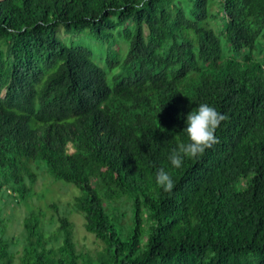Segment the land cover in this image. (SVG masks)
Returning a JSON list of instances; mask_svg holds the SVG:
<instances>
[{
  "label": "trees",
  "instance_id": "16d2710c",
  "mask_svg": "<svg viewBox=\"0 0 264 264\" xmlns=\"http://www.w3.org/2000/svg\"><path fill=\"white\" fill-rule=\"evenodd\" d=\"M185 1L0 0V217L46 170L105 245L83 264H264V0H220L218 31L212 0ZM201 103L226 117L218 143L172 168ZM32 216L17 264H80L67 217L45 237ZM5 228L0 264H16Z\"/></svg>",
  "mask_w": 264,
  "mask_h": 264
},
{
  "label": "rangeland",
  "instance_id": "374dc122",
  "mask_svg": "<svg viewBox=\"0 0 264 264\" xmlns=\"http://www.w3.org/2000/svg\"><path fill=\"white\" fill-rule=\"evenodd\" d=\"M183 5H187L185 0H181ZM220 0H212L210 3V27L215 30H220L222 25V18L218 13L220 10ZM60 38L69 43V36L61 32ZM78 37L72 38L77 41ZM82 45L88 46L86 41H80ZM94 56L99 65H104V45H100L90 41ZM127 44L122 41L121 38H117L116 48L122 55L126 50ZM43 165L41 169L43 170ZM36 172V171H35ZM46 172V170L44 171ZM36 172L37 177L33 186V195L27 203H16L12 195L3 196L4 200L1 201L2 216L0 217L1 223L5 225L4 238L13 244V251L15 253V263L19 261V257L22 254L23 242L26 239V233L24 231V222L32 216V221H37L38 227L45 237L50 235H57L58 231V218L67 217L72 224L73 241L78 253L84 255L80 260V264L83 261H87V256L97 257L104 253V243L97 239L94 235L88 234L84 229V218L81 214L74 210V199L79 195V190L68 183L62 181H55L46 172ZM8 194V193H7ZM113 206L120 213L125 214V218L121 224L127 227L128 220L133 215L132 200L128 196H123Z\"/></svg>",
  "mask_w": 264,
  "mask_h": 264
},
{
  "label": "clouds",
  "instance_id": "9594fccd",
  "mask_svg": "<svg viewBox=\"0 0 264 264\" xmlns=\"http://www.w3.org/2000/svg\"><path fill=\"white\" fill-rule=\"evenodd\" d=\"M225 119L223 114L207 103H201L189 112L183 130L186 141L178 144L168 155L171 167L181 168L185 158L197 159L206 149L218 143L215 132ZM156 184L164 191H170L174 186L171 175L163 168L156 173Z\"/></svg>",
  "mask_w": 264,
  "mask_h": 264
}]
</instances>
